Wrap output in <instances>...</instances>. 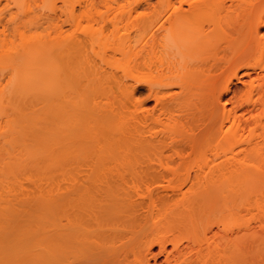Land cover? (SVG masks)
<instances>
[{"label":"bare ground","instance_id":"6f19581e","mask_svg":"<svg viewBox=\"0 0 264 264\" xmlns=\"http://www.w3.org/2000/svg\"><path fill=\"white\" fill-rule=\"evenodd\" d=\"M57 1L0 0V183L24 180L18 194H0V264H109L144 208L167 201L202 241L221 244L212 255L200 240L178 244L156 229L138 242L142 254L157 258L156 246L166 263L252 264L259 240L248 225L214 230L204 220L218 198L232 214L264 196V0L117 3L107 23L126 17L125 33L107 36L104 25L81 28L105 21L96 0ZM114 90L135 109L116 104ZM186 166L196 168L185 172L191 186L175 194L112 187Z\"/></svg>","mask_w":264,"mask_h":264},{"label":"rangeland","instance_id":"374dc122","mask_svg":"<svg viewBox=\"0 0 264 264\" xmlns=\"http://www.w3.org/2000/svg\"><path fill=\"white\" fill-rule=\"evenodd\" d=\"M117 3L119 5H124L127 8L129 6V3L130 4L133 3V0H96V2H95L96 8H94V10H96L98 8L97 11L102 14V16L104 17L103 19L105 21H103L102 18L100 19V18L95 17L94 22L88 23L86 21H83L81 23V28L90 27L94 30H97L99 27L104 25V27L102 29V33H101L102 35L107 36V35L117 34L115 32L116 29L119 30V34L125 33V31H123V26L125 24L126 17H122L121 19H118L117 23L114 26H111L109 23H107V19H106L107 17H112L113 15L117 14V11H116V8L118 6ZM131 5H132L131 7H133L134 4H131ZM57 6L59 8L62 6L61 0L57 1ZM7 10H8V8H5L3 10V15H2L3 17L4 16L8 17V11ZM135 16H136V14L134 12H132V17H135ZM8 31H9V33L12 32L11 26H9ZM262 32L264 33V29ZM132 37H133V39H136V36L134 34H132ZM1 74L2 73L0 72V80L2 78V82L5 83L4 80L7 78L6 77L7 75L6 74L1 75ZM3 78H5V79H3ZM245 79H247V78H244V80ZM233 86H234L233 89H237V90L242 88V85L240 83H237L236 81L233 82ZM146 93H147L146 90L144 88H141V90L139 89L136 96L138 99L141 100V99H144L146 97L145 96ZM229 94H227L228 96L223 95L222 100L224 101V100L229 99L230 98ZM239 96H240V94H239ZM113 98H114L113 101L116 104L125 103L131 111H133L135 109L132 106V104L126 98H124L122 95H120L116 90H114ZM145 103H146L145 105L147 108H151L154 105L152 100H149V101L147 100V101H145ZM9 110L7 109L6 113H8ZM9 114L10 115H8V114L7 115L11 116V117L13 116V113L11 110L9 111ZM2 124L4 125L3 121H2ZM239 147H237L236 149L239 150ZM237 150H235V152L233 153L235 156L234 157L235 159H239L241 161L246 159L247 160V162L245 161L246 164L256 165L258 160H256L254 157H253V159H252V157H250L251 158L250 159L249 157L244 158L243 155H239V154L235 155L237 153L236 152ZM208 159H210V160L213 159L210 154L208 155ZM140 160H142V159H140ZM189 168H190V166H186L184 169L179 170V173L177 175L172 176V177L167 176L166 180L156 181V182L153 181V182H147V183L144 182L143 183V181L140 182L138 180L131 178L130 175H126L121 181H117L116 183H114L113 186L111 183V186L115 187L116 189L117 188L118 189H125V191L129 190L130 193H132V195H135V194L144 195V194H146V192L148 190H153L155 192H160L162 194L167 193L168 195H170L174 192L177 193V191L180 189L182 191H185L188 188L189 184L191 186V183L188 184V182L187 183L184 182L185 181L184 180L185 179V172ZM193 169H196V168L189 169L190 172H192ZM14 175L15 174H10L11 178L7 176L9 181H7L8 179H6V181H7L6 182L5 179H3L2 181H4L5 183H2V182L0 183V194L1 195H3V196H8L7 194H11V195L14 194L15 195V194H18L19 192H21L20 187H23L21 184L24 183V180H22V175H17V177H16V175L15 176ZM12 177H13V179H12ZM0 180H1V178H0ZM8 182H9V184H8ZM98 183H100V182H98ZM103 184H102V187H103ZM1 185L4 187H2ZM9 185H10V187H9ZM204 185L203 184L197 185L196 191L203 190ZM104 186H105V184H104ZM95 188H97V187H95ZM9 189L12 192H10ZM8 191L10 193H8ZM173 197L175 199L176 196H173ZM263 198H264V196H263ZM263 198L262 199L260 198V200H258L259 203H257L256 202L257 200L254 197L253 200H251V206L249 207V211H245L243 208H237L232 212V214H231V212H228L226 210V208L223 207L224 206L223 201H222L223 199L218 198L219 202H214L210 205L209 213H206L207 219L204 220L205 223H211V224L213 223V225H211V228L214 230L217 229V227L215 225H218V228H221L225 223H228L232 228H237L238 226H240L242 224L248 225L249 226L248 228L250 229L251 234L255 238L254 241L256 239L259 240V241L256 240L257 242H255L253 244V251L251 252V255H250V261L252 262V264H264V246H263L264 245V201H263L264 199ZM147 201L148 200H146V203H147ZM221 201H222V203L220 204ZM172 202L173 201H171V202L167 201L165 203L155 204L154 206H151L150 208H148L147 206L144 208L145 213L142 212V216H140L141 220H139V222L136 223L137 226L133 228L135 233L130 239V241L133 243H130V241L128 240L129 242L127 241L125 243V245H123V247H121V249H120L121 254L119 256H116V259H115L117 264H140V261L142 262L144 260L142 258H144V257L147 258V260L149 259L148 262L151 261L150 263H153V264H154V261L156 262L155 264H176V262H174L173 260H171V262H169V263H166L165 259H164L165 256H163V254H158L159 249L156 246H153L151 254L152 253L156 254L155 256H157V258L150 255V256L154 257V260L152 257H150L146 253H143L144 255L146 254L144 256L142 254V252H144V250L142 251V249L137 248L138 242L150 241L152 239L151 234L153 232H155L156 229H158V230L160 229L170 239H175V241L178 244L192 245V243L190 242L191 239L200 240L202 243L201 245L204 248L207 245L211 246L210 247L211 254L212 255L215 254V248H213V247H215L216 244H219V243L221 244V240L218 238H215V239L212 238L208 241V243H206V241H202V239L204 237V234L202 233V229L200 228L197 231V233H195V234L192 233L191 227L189 226L191 223H187L188 221H181L180 220V218H182L184 216L183 215L184 213L183 214L175 213V215L172 213V210L170 208V204ZM255 202L257 204H255ZM146 203H145V205H147ZM258 204H259V206H256ZM120 221H123V219L120 218ZM187 228H188V231H187ZM240 228L242 229V226ZM240 228L238 229V231H240ZM245 228H243V229H245ZM207 237H210V234L208 233V231H207ZM262 240H263V242H262ZM135 244L137 246H135ZM166 247L170 251L173 250L171 244H168ZM141 254L143 255L142 257H141ZM147 255L149 256V258ZM112 260H114V259H110V263ZM145 263H146V259H145Z\"/></svg>","mask_w":264,"mask_h":264}]
</instances>
